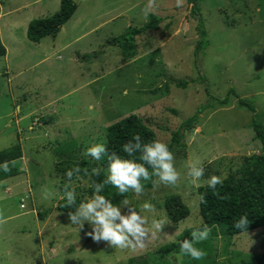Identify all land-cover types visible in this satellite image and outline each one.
Masks as SVG:
<instances>
[{
  "label": "rangeland",
  "instance_id": "374dc122",
  "mask_svg": "<svg viewBox=\"0 0 264 264\" xmlns=\"http://www.w3.org/2000/svg\"><path fill=\"white\" fill-rule=\"evenodd\" d=\"M61 1L0 0L7 49L0 57V152L19 143L23 150L16 176L0 181L7 217L0 225V264H134L141 257L148 264H184L183 254L160 255L185 229L202 224L198 188L211 175L235 173L245 157L261 151L253 113L240 100L252 101L264 124V0H203L209 46L199 54V20L186 0L182 7L176 0H155L151 7L149 0H74L78 9L56 38L30 41L29 23L55 15ZM151 15L162 18L159 29L137 36L135 56L125 59L115 38ZM134 114L165 143L199 114L173 150L178 185L161 184L129 199L137 211L145 201L155 205V213H141L149 222L168 218L164 202L174 195L190 215L179 223L168 218L171 226L137 251L96 244L85 235L90 225L80 232L71 224L57 209L68 181L56 171L58 154L95 162L82 152L107 144L108 126ZM197 162L205 176L193 184L187 166ZM45 188L54 195L45 199ZM70 188L86 200L89 177H74ZM207 240L216 259L207 264H240L264 253V228L231 237L217 228Z\"/></svg>",
  "mask_w": 264,
  "mask_h": 264
},
{
  "label": "trees",
  "instance_id": "16d2710c",
  "mask_svg": "<svg viewBox=\"0 0 264 264\" xmlns=\"http://www.w3.org/2000/svg\"><path fill=\"white\" fill-rule=\"evenodd\" d=\"M188 3L193 4V13L198 17L199 26V41L197 42L195 51L199 54L202 50L207 49L209 46V40L207 38V32L205 30L204 21L200 13L199 4L203 0H186ZM78 9V5L74 0H62L60 5V10L53 16L48 18H37L29 23L27 30V37L30 41L34 43H40L46 37L56 38L63 26L73 17ZM0 16H1V4H0ZM162 18L156 15H151V20L140 28H128L125 35L115 38V43L121 48L122 56L125 59L132 58L136 54L135 40L137 36L145 34L149 30L157 31L159 29V23H161ZM7 55V49L2 42L0 35V57ZM183 87L186 86L185 82H182ZM232 92L235 93L233 90ZM236 94V93H235ZM228 100L222 101L226 104ZM241 108H247L253 113L251 128L255 132V139L260 142L261 151L259 154H254L245 157L242 161L241 167L233 174L228 175L224 178L223 186H217V195L213 190L209 189L207 185L200 186L198 192L200 197L205 198V203L200 205V216L202 217V224L197 227H192L185 229L177 238V241L167 244L163 251H161V257H166L171 254H181L180 253V241L184 239L191 238V232L197 228H203L207 225L212 234H217V228H220L222 234L225 236H235L241 233L250 232L259 228H264V124H262L258 119L257 107L252 101L240 100ZM203 111V110H202ZM201 112V111H200ZM199 114H196L192 118L186 120L181 127L173 134L171 142L167 143L169 149L173 152L175 146L180 145V140L185 132L190 131L195 122L197 121ZM47 123V122H46ZM139 134L143 143H149L153 140L159 139L156 133L147 125L144 124L141 117L137 115H130L127 118L119 120L107 128V147L109 151L117 152L122 158H129L122 150V145L127 143L129 140ZM21 143L13 146L8 150L0 152V165L5 161L16 162L23 157V150ZM69 154V153H68ZM71 154V153H70ZM64 158V155L58 154L61 158L58 159L56 165V171L59 174L65 176L66 169L64 166L70 165L69 169L74 166H80L81 169L91 170L92 168H103L100 176L89 177V188L88 194L91 196L93 194V189L90 187L92 182L102 181L106 175L107 169V158H103L99 162H91L84 158L77 159L74 154ZM139 153L136 154L138 159ZM10 171L5 172L0 169V181L7 178L16 176L18 170L13 167H17L16 163L9 164ZM83 176V171L81 173ZM87 176H84L86 178ZM145 190L153 189L151 181H146ZM65 189V187H64ZM64 192V191H63ZM110 199L114 204H121V202L127 198L128 200L132 196V192L126 193L124 196L117 194V190L108 186L101 193ZM84 200H78L76 198V205L73 207H68L66 205V200L60 201L58 210L64 212L68 215V212L75 211L79 203ZM164 208L166 210L168 218L173 223H179L186 219L190 215L189 207L183 202L179 195H174L168 197L164 202ZM247 215L249 221V227L246 230L236 229L234 223L240 219L241 216ZM40 216L43 215L40 213ZM198 249H202L206 252V257L200 260H194L190 256L183 255L184 264H207L206 261L210 259L216 263V259L213 256L212 246L209 240L200 242L194 245ZM134 264H148L145 258L132 259ZM240 264H264V253L260 255L253 256L249 259L242 260Z\"/></svg>",
  "mask_w": 264,
  "mask_h": 264
},
{
  "label": "clouds",
  "instance_id": "9594fccd",
  "mask_svg": "<svg viewBox=\"0 0 264 264\" xmlns=\"http://www.w3.org/2000/svg\"><path fill=\"white\" fill-rule=\"evenodd\" d=\"M155 4V0H149L148 7ZM183 0H176V6L182 7ZM74 16V15H73ZM122 150L129 158H122L117 152L109 151L104 143H93L82 152L85 157H90L93 161L99 162L107 158V175L100 182H92L90 187L93 194L86 200L79 203L75 211L68 212V220L71 224L78 226L81 232L85 224L90 225L91 230L85 235L94 243H104L107 247L121 250H144L147 248L150 239L155 238L157 233H162L165 226H171L170 221L165 216L157 219L142 215V212L155 213L156 208L150 202L145 201L141 205V210L137 211L135 207L125 198L121 204H114L110 199L101 193L106 187L111 186L117 190V194L124 196L132 192L136 196H141L145 190L146 181H151L153 188L159 185L172 186L178 185L181 180V173L175 167V156L169 149L167 143L156 139L149 143H143L139 134L132 140L122 145ZM139 153L138 159L135 158ZM15 162L5 161L0 165V169L9 172V164ZM83 171V176L81 175ZM103 168L81 169L80 166H74L66 171L65 176L68 186L65 187L61 198L66 200L68 207L76 205V193L74 188H70L73 178L76 181L83 180L84 176H100ZM186 175L191 178V182L196 184L205 176V168L197 163H190L187 166ZM223 175H211L206 184L209 189L219 197L216 191L217 186H223ZM54 195L48 189H44V198L48 199ZM205 198L200 197V203H205ZM22 207H24L22 205ZM126 209V212L123 211ZM7 223V217L0 209V225ZM234 227L240 230H246L249 227L247 215H243L234 223ZM211 229L205 225L202 229L197 228L191 232L190 239L180 241V253L190 256L194 260L204 259L206 252L198 249L194 245L205 241L210 235Z\"/></svg>",
  "mask_w": 264,
  "mask_h": 264
},
{
  "label": "crops",
  "instance_id": "0c3cea01",
  "mask_svg": "<svg viewBox=\"0 0 264 264\" xmlns=\"http://www.w3.org/2000/svg\"><path fill=\"white\" fill-rule=\"evenodd\" d=\"M74 15H75V14H74ZM72 18H73V17H72ZM72 18H71V19H72ZM46 38H47V37H46ZM44 39H45V38H44ZM22 158H23V157H22ZM5 180H7V179H5ZM5 180H3V181H5ZM6 187H7V186H6ZM6 187H5V188H6ZM7 189H8V187H7Z\"/></svg>",
  "mask_w": 264,
  "mask_h": 264
}]
</instances>
